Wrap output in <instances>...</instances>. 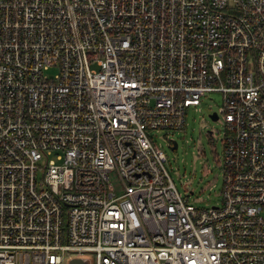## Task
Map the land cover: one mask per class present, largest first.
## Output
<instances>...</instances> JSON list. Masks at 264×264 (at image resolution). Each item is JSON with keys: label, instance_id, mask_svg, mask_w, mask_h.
Returning a JSON list of instances; mask_svg holds the SVG:
<instances>
[{"label": "built area", "instance_id": "obj_1", "mask_svg": "<svg viewBox=\"0 0 264 264\" xmlns=\"http://www.w3.org/2000/svg\"><path fill=\"white\" fill-rule=\"evenodd\" d=\"M210 91L199 206L156 136ZM74 258L264 264V0H0V264Z\"/></svg>", "mask_w": 264, "mask_h": 264}, {"label": "rangeland", "instance_id": "obj_2", "mask_svg": "<svg viewBox=\"0 0 264 264\" xmlns=\"http://www.w3.org/2000/svg\"><path fill=\"white\" fill-rule=\"evenodd\" d=\"M220 105L221 94L207 92L201 95L195 108H189L183 128L160 131L156 136L166 152L165 166L177 190L182 195L187 194L190 201L199 206H210L220 201L222 174L213 149L221 157L224 128L217 118L211 116ZM166 137L174 138L177 147H168Z\"/></svg>", "mask_w": 264, "mask_h": 264}, {"label": "water", "instance_id": "obj_3", "mask_svg": "<svg viewBox=\"0 0 264 264\" xmlns=\"http://www.w3.org/2000/svg\"><path fill=\"white\" fill-rule=\"evenodd\" d=\"M211 116H212V118H214V119L216 118V114H215V113H212ZM176 147H177V142L174 141V143H173V145H172V148H176ZM70 264H84V263L82 262L81 259H79V258H74V259H72V260L70 261Z\"/></svg>", "mask_w": 264, "mask_h": 264}]
</instances>
